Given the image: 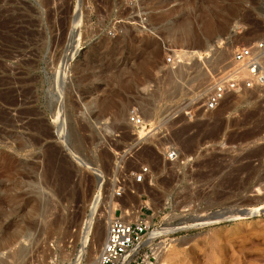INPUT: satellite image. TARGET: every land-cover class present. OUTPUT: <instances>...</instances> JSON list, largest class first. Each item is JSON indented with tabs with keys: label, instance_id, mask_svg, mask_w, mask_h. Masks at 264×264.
Listing matches in <instances>:
<instances>
[{
	"label": "rangeland",
	"instance_id": "374dc122",
	"mask_svg": "<svg viewBox=\"0 0 264 264\" xmlns=\"http://www.w3.org/2000/svg\"><path fill=\"white\" fill-rule=\"evenodd\" d=\"M256 41L264 0H0V264H93L120 209L175 229L157 264H264V87L203 107ZM246 202L260 215L214 217Z\"/></svg>",
	"mask_w": 264,
	"mask_h": 264
},
{
	"label": "built area",
	"instance_id": "2783aa9c",
	"mask_svg": "<svg viewBox=\"0 0 264 264\" xmlns=\"http://www.w3.org/2000/svg\"><path fill=\"white\" fill-rule=\"evenodd\" d=\"M228 64L230 66L226 73L214 83L205 97L203 107L207 112L216 111L232 94H242L264 87V41L237 45ZM188 115L193 116L192 112ZM128 119L139 140H143L153 130L152 123L142 117L137 107L131 108ZM254 145L264 147V132L254 140ZM168 148L166 160L176 161L179 157L177 150ZM117 155L116 165L119 168L118 174L121 175L133 156ZM148 171V167H143L140 172L133 174L134 179L144 180ZM115 180L120 184L115 194L122 197L125 188L119 180L125 179L117 177ZM116 213L117 210L109 221L107 236L96 264H157L160 255L171 246L176 231L154 236L153 231L160 229H151L152 223L143 212L134 218L124 217L121 209L119 215Z\"/></svg>",
	"mask_w": 264,
	"mask_h": 264
},
{
	"label": "bare ground",
	"instance_id": "6f19581e",
	"mask_svg": "<svg viewBox=\"0 0 264 264\" xmlns=\"http://www.w3.org/2000/svg\"><path fill=\"white\" fill-rule=\"evenodd\" d=\"M78 28V27H77ZM214 43V42H213ZM213 43H209L204 49H202V50H200L201 52H198V53H196V52H193V55H198V56H203V55H209V53L210 52H212V50L213 49H215L214 51H216V46L217 47H220V44H221V40L219 41V42H216V46L213 44ZM214 45V46H213ZM192 56V55H191ZM220 60V59H219ZM220 62V61H219ZM200 63V61H195V65L197 66V67H201V64H199ZM203 63V62H202ZM206 63V62H205ZM193 66V65H192ZM220 66V65H219ZM219 66H217L218 67V70H216V71H219V72H221V70L223 69L224 70V66H222V67H220L219 68ZM230 66V64H227V68ZM217 67L215 68V69H217ZM227 68H226V70H227ZM183 71H184V68L182 69ZM222 70V71H223ZM198 71V70H197ZM185 72V71H184ZM203 72V71H202ZM218 72V73H219ZM208 73V72H207ZM224 73H226V71L224 72ZM224 73H223V75H224ZM182 74V73H181ZM216 74V73H215ZM215 74H213V75H215ZM206 75L207 74H204L203 76H204V78L206 77ZM208 75H210L209 73H208ZM207 75V76H208ZM217 75V74H216ZM201 76H202V73H201ZM211 76V75H210ZM179 77V76H178ZM207 78V77H206ZM209 78V77H208ZM212 78V77H211ZM221 78V77H220ZM219 78V79H220ZM218 79V80H219ZM217 82V81H216ZM147 117V116H146ZM68 182L69 181H67V183H65L64 184V186L66 187V186H68L67 184H68ZM129 199H130V197H129ZM145 202V201H144ZM147 202V201H146ZM145 202V203H146ZM148 203V202H147ZM144 206V205H143ZM145 206H147V205H145ZM263 213L264 214V208L262 209V210H260V211H258V213ZM227 213H229V212H227ZM128 214V213H127ZM137 214L139 215L140 214V212H137ZM230 214V213H229ZM130 215V214H129ZM255 215H260V214H257L256 213V210H255V208H251V209H249V212L247 213V215H242V214H235V215H232V214H230V215H227V214H225L224 216H227V217H225V218H247V217H252V216H255ZM128 217V216H127ZM214 217H217L218 218V215H217V213L214 215ZM220 219V218H219ZM211 220V219H210ZM196 226V225H195ZM190 228V227H189ZM164 230V229H163ZM165 230H167V229H165ZM173 230H175V229H168L167 231H155V232H153V234H154V236L155 235H158V234H166V233H168V232H171V231H173ZM107 231H108V226H107ZM93 237H94V239L96 240L97 238H99V240H97L96 242L94 241V244H92V247H90L91 248V250H89V253H88V255H89V257H90V260L91 261H93V264H96V262H97V259H98V253L100 252V249H99V246L100 245H98L97 244V242L100 244L101 243V239H102V237L104 236V227L103 226H100V227H98L97 229H96V231L94 230L93 231ZM166 255V254H165ZM163 256H161V258H160V261H159V263L160 264H164V262H162L163 260V258H162ZM77 264H79V262L77 263Z\"/></svg>",
	"mask_w": 264,
	"mask_h": 264
},
{
	"label": "water",
	"instance_id": "95a60500",
	"mask_svg": "<svg viewBox=\"0 0 264 264\" xmlns=\"http://www.w3.org/2000/svg\"><path fill=\"white\" fill-rule=\"evenodd\" d=\"M74 36H75V34H74ZM251 204V202H246L245 203V207L244 208H239L238 210H236L235 212H234V215L235 214H242V215H247V213L249 212V205ZM217 213V215H218V217L219 218H221V219H224V220H231L232 218H225V213H221V212H216Z\"/></svg>",
	"mask_w": 264,
	"mask_h": 264
}]
</instances>
